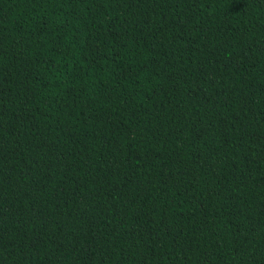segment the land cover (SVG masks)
Segmentation results:
<instances>
[{"label": "trees", "instance_id": "16d2710c", "mask_svg": "<svg viewBox=\"0 0 264 264\" xmlns=\"http://www.w3.org/2000/svg\"><path fill=\"white\" fill-rule=\"evenodd\" d=\"M0 264H264V0H0Z\"/></svg>", "mask_w": 264, "mask_h": 264}]
</instances>
